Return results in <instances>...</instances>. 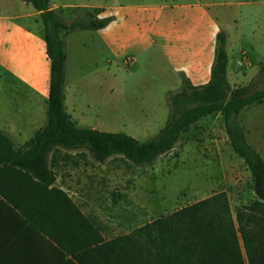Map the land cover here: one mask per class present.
<instances>
[{
  "label": "trees",
  "instance_id": "1",
  "mask_svg": "<svg viewBox=\"0 0 264 264\" xmlns=\"http://www.w3.org/2000/svg\"><path fill=\"white\" fill-rule=\"evenodd\" d=\"M24 1L40 12L44 26L51 63L47 121L22 148L0 130V220L12 210L48 235L65 220L72 243L65 248L87 251L84 264H264V158L248 141L240 121L245 107L264 100V62L249 83L232 86L226 35L219 31L209 81L195 86L184 77L179 89L167 93L169 114L155 137L140 141L124 132L80 127L64 103L67 52L61 31L103 27L111 18L96 20L95 14L85 11L67 22L51 8L50 0ZM217 113L233 151L252 176L255 198L241 204L236 217L227 195L220 192L106 239L68 193L54 186L50 155L60 148L86 149L98 162L122 155L135 165L150 166L176 146L182 133ZM51 218L59 219L57 226L49 222Z\"/></svg>",
  "mask_w": 264,
  "mask_h": 264
},
{
  "label": "crops",
  "instance_id": "2",
  "mask_svg": "<svg viewBox=\"0 0 264 264\" xmlns=\"http://www.w3.org/2000/svg\"><path fill=\"white\" fill-rule=\"evenodd\" d=\"M215 4L212 0H50L51 8L67 22L85 11L95 14L96 20L111 18L103 27L61 31L67 52L64 103L77 125L112 132L129 129L126 134L145 141L148 130L165 125L167 101H163L160 119L140 116L145 110L134 108L128 111L129 124L105 121L100 115L104 112L106 62L117 70L146 62L147 75L159 82L166 99L169 91L180 88L184 77L195 86L209 81L219 31L226 35L229 82L232 86L249 83L264 62V36L260 38V31H253L256 39L251 46L240 48L243 60L238 58L234 66L226 23L211 11ZM39 14L24 0H0V130L18 148L24 147L47 121L51 63ZM86 64L93 69L88 77H82L80 66ZM240 67H245L244 71ZM86 77L91 95L83 89L82 78ZM86 94L91 96V103L84 106L81 100ZM54 186L68 191L58 175ZM68 195L86 214L81 200ZM53 221L49 219L57 226L59 219ZM58 226L54 235H48L27 217L7 211L0 220V264H84L87 251L66 249L72 247L66 221Z\"/></svg>",
  "mask_w": 264,
  "mask_h": 264
},
{
  "label": "rangeland",
  "instance_id": "3",
  "mask_svg": "<svg viewBox=\"0 0 264 264\" xmlns=\"http://www.w3.org/2000/svg\"><path fill=\"white\" fill-rule=\"evenodd\" d=\"M212 1L218 4L211 11L226 23L229 31L230 58L235 66L238 58L243 60L240 48L251 46L256 39L253 31L257 34L259 30L260 38L264 36V0ZM138 64L117 70L106 62L104 112L100 115L105 121L129 124L128 111L134 108L145 110L140 116H163V101H167L163 90L158 87L159 82L147 75L149 65L144 61ZM81 69L82 77H88L93 66L81 65ZM87 77L82 78L83 89L91 95ZM90 95L83 96L84 106L91 103ZM100 106L103 107L101 103ZM240 121L248 140L264 157V100L245 107ZM148 131L144 140L155 137L160 128ZM51 157L53 169L66 185L67 193L78 202L81 200L83 210L106 239L128 234L157 217L220 192L227 195L234 217L241 204L255 198L251 172L233 151L220 113L201 118L182 133L171 151L150 166L135 165L122 155L98 162L86 149H58Z\"/></svg>",
  "mask_w": 264,
  "mask_h": 264
}]
</instances>
